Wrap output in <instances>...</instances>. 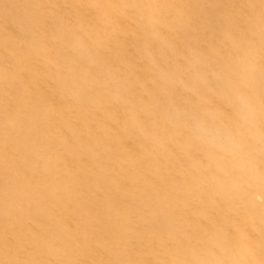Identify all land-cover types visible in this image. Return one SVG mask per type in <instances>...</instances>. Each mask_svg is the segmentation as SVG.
Masks as SVG:
<instances>
[{
    "label": "rangeland",
    "instance_id": "obj_1",
    "mask_svg": "<svg viewBox=\"0 0 264 264\" xmlns=\"http://www.w3.org/2000/svg\"><path fill=\"white\" fill-rule=\"evenodd\" d=\"M0 264H264V0H0Z\"/></svg>",
    "mask_w": 264,
    "mask_h": 264
}]
</instances>
